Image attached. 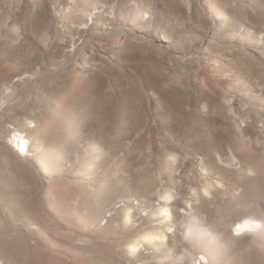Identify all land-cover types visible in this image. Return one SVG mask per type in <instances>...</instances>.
I'll return each mask as SVG.
<instances>
[{"label": "rangeland", "instance_id": "374dc122", "mask_svg": "<svg viewBox=\"0 0 264 264\" xmlns=\"http://www.w3.org/2000/svg\"><path fill=\"white\" fill-rule=\"evenodd\" d=\"M255 180L264 0H0V264H264Z\"/></svg>", "mask_w": 264, "mask_h": 264}, {"label": "bare ground", "instance_id": "6f19581e", "mask_svg": "<svg viewBox=\"0 0 264 264\" xmlns=\"http://www.w3.org/2000/svg\"><path fill=\"white\" fill-rule=\"evenodd\" d=\"M10 141L17 147V148H20L21 150L23 151H27L28 149V145H29V140L25 138V136L20 133V132H13L11 135H10ZM221 158V157H219ZM238 159V158H237ZM221 160V159H220ZM221 162V161H220ZM228 164L229 166H231L232 168L234 169H242L241 167V162L239 160H236V157H230L229 161H228ZM230 167V168H231ZM246 171V174L247 175H253V171L252 169H243ZM242 170V171H243ZM256 173V171H254ZM206 173V171L204 170V174ZM245 174V173H244ZM257 174V173H256ZM255 174V175H256ZM258 186V188H260V184L256 182L255 180V188L252 190V189H249V191H243L240 195V202H242V204L244 206H246L247 208H245L246 210V213H244V216L241 214V213H237L235 214L236 215V219L237 221H239L241 218L240 217H245L247 215H249V211L251 210H264V188L261 186V188L263 189L262 190V194H263V197L262 198H259L257 196V189L256 187ZM207 189H210V188H207ZM204 190V189H203ZM202 190V191H203ZM205 192V191H203ZM194 193V192H193ZM196 193V192H195ZM209 193V192H208ZM210 194V193H209ZM163 196V200L165 201H168V202H172L175 200V196L170 192V191H167L165 192L164 194H162ZM208 196V194H207ZM166 211H167V208H166ZM169 211V210H168ZM248 213V214H247ZM256 213V212H255ZM242 217V218H243ZM261 217V216H259ZM240 218V219H239ZM263 218V217H262ZM236 221V222H237ZM236 222L234 223V226L236 224ZM264 231L260 232V233H257L255 234L256 236L258 235H261L263 234ZM138 241V240H137ZM167 241V234L163 231H157V232H149V233H145L143 234L141 237H140V242H138L139 245L143 244V242H145L144 244L148 243V244H152V245H162L163 243H166ZM134 243H137V242H134ZM133 243V244H134ZM137 245H134V247H136ZM132 248V247H130ZM134 249V248H133Z\"/></svg>", "mask_w": 264, "mask_h": 264}, {"label": "clouds", "instance_id": "9594fccd", "mask_svg": "<svg viewBox=\"0 0 264 264\" xmlns=\"http://www.w3.org/2000/svg\"><path fill=\"white\" fill-rule=\"evenodd\" d=\"M264 231V218L250 213L236 222L233 232L237 236L257 234Z\"/></svg>", "mask_w": 264, "mask_h": 264}, {"label": "built area", "instance_id": "2783aa9c", "mask_svg": "<svg viewBox=\"0 0 264 264\" xmlns=\"http://www.w3.org/2000/svg\"><path fill=\"white\" fill-rule=\"evenodd\" d=\"M17 150L20 152V154H25L26 152V151L21 150L20 148H17ZM205 262H206V259L203 255H199L197 257V264H206Z\"/></svg>", "mask_w": 264, "mask_h": 264}]
</instances>
